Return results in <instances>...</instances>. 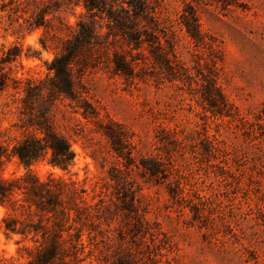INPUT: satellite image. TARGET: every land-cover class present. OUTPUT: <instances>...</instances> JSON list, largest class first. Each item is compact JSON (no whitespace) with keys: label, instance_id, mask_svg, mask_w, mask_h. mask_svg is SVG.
<instances>
[{"label":"trees","instance_id":"16d2710c","mask_svg":"<svg viewBox=\"0 0 264 264\" xmlns=\"http://www.w3.org/2000/svg\"><path fill=\"white\" fill-rule=\"evenodd\" d=\"M159 5V0H0V28L5 33L22 36L43 28L56 41V54L45 62V76L38 79L17 77L21 47L0 44V94L7 92L11 97V102L0 107V115L5 114L3 108L13 107L16 113L9 127L0 125V206L5 209L1 223L6 237H19L17 255L0 257V264H82L85 255L90 256L100 243L106 253L98 262L140 264L123 247L125 233L145 245L149 262L143 264H157V257L164 255L154 243L158 229L153 230L139 212L129 175L132 169L138 170L146 182L164 184L173 202L181 209L188 208L194 221L203 220L207 200L200 186L204 179H194L198 174L224 185L232 184V180L240 183L234 177V161L226 141L217 133L208 136L205 127L203 133L198 129L186 132L178 125L173 129L161 127L158 154L140 153L136 158L143 143L135 140L133 131L109 118L97 122V132L107 142L113 159L106 169L105 157L100 164L107 173L102 186L112 187L111 197L121 203L114 204L113 211L103 198L88 202L84 197L87 191L79 181L52 172L41 177L36 171L41 164L62 172L74 165L76 154L66 136L56 130L54 116L58 103L69 100L83 117L96 118L94 107L78 91L75 76V68L80 72L82 64L91 59L109 63L115 74L133 77L135 58L130 51L146 45L160 79L187 85L188 94L209 117H232L213 58L193 76L177 59L173 33L166 39L173 60L169 52L161 50L156 32L169 24L166 18H160ZM76 7L82 11L70 24L64 14ZM179 25L196 45L207 44L197 7L187 5L179 15ZM119 41L128 50L117 51L114 47ZM40 44L49 48L46 39H40ZM211 44L208 46L212 48ZM92 51L99 57L89 58ZM240 124L263 131L259 134L263 139L264 109L255 120L240 119ZM11 163L22 172L6 176L5 169ZM120 217L126 223L125 231L120 225L114 226ZM145 234L152 237L151 244L142 240Z\"/></svg>","mask_w":264,"mask_h":264},{"label":"rangeland","instance_id":"374dc122","mask_svg":"<svg viewBox=\"0 0 264 264\" xmlns=\"http://www.w3.org/2000/svg\"><path fill=\"white\" fill-rule=\"evenodd\" d=\"M159 3L160 18H166L169 24L156 32L161 50L169 52L173 60L166 43L173 33L177 59L193 76L213 58L219 85L232 107V117H209L188 94L187 85L160 79L146 45L130 51L135 58L133 77L115 74L109 63L91 59L82 64L80 72L79 67L75 68V76L77 89L94 107L96 118L83 117L69 100L58 103L54 116L56 130L66 136L76 154L74 165L68 172H62L41 164L36 171L41 177L52 172L79 181L87 191L84 197L88 202L103 198L113 211L114 204L121 203L111 197L112 187L102 186L106 181L105 169L113 159L108 154L107 142L97 132V122L109 118L133 131L135 140L143 143L139 146L142 149L135 153L136 158L140 153L158 152L161 127L173 129L178 125L183 131L198 129L202 133L205 127L208 136L217 133L226 141L234 161V177L240 183L232 180V184L224 185L198 174L194 179H204L200 186L207 197L202 221H194L188 208L181 209L174 203L164 184L146 182L136 169L129 172L140 214L153 230L158 229L154 243L164 255L157 257V264H264V138L259 137L263 131L240 124V119L255 120L264 109V0H159ZM189 4L198 9L207 44L196 45L179 25V15ZM81 11V7H76L64 17L73 24ZM49 34L40 28L18 36L0 28V44H16L22 49L17 77L45 76V62L56 54V41ZM40 39H46L48 49L41 46ZM114 48L120 52L128 50L120 41ZM88 57L97 58L99 53L92 51ZM131 58L128 54V59ZM4 102H11L7 92L0 94V107ZM7 109L3 108L5 114L0 115L2 127H9L16 120L15 108ZM101 157H105V169L100 166ZM13 172L19 174L22 169L11 163L5 175ZM4 214L5 209L0 206V257H15L19 237L5 236L1 223ZM120 220L121 217L114 226L120 225L125 231L126 223ZM150 238L145 234L142 240L151 244ZM133 239L138 240L125 233L123 247L138 263L149 262L145 245L132 243ZM105 253L100 243L90 256L85 255L82 264H104L97 259Z\"/></svg>","mask_w":264,"mask_h":264}]
</instances>
